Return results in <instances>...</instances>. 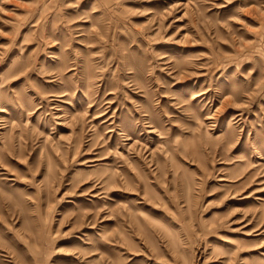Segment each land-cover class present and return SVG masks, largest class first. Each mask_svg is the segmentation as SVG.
Here are the masks:
<instances>
[{
  "label": "rangeland",
  "instance_id": "1",
  "mask_svg": "<svg viewBox=\"0 0 264 264\" xmlns=\"http://www.w3.org/2000/svg\"><path fill=\"white\" fill-rule=\"evenodd\" d=\"M0 264H264V0H0Z\"/></svg>",
  "mask_w": 264,
  "mask_h": 264
}]
</instances>
